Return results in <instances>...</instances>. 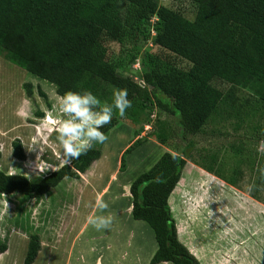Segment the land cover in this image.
I'll return each instance as SVG.
<instances>
[{"label": "trees", "instance_id": "trees-1", "mask_svg": "<svg viewBox=\"0 0 264 264\" xmlns=\"http://www.w3.org/2000/svg\"><path fill=\"white\" fill-rule=\"evenodd\" d=\"M188 1L195 7L192 21L160 6L157 0H0L2 60L52 85L56 96L90 91L103 104L111 103L116 89H127L132 107L126 116L138 118L152 106L173 118L174 127L161 129L155 140L165 146L174 136L178 143L128 187L131 218L148 226L156 245L148 264H198L178 242L167 205L185 162L190 160L185 152L190 147L188 138L215 119L237 116L231 93L234 88L247 90L264 106V0ZM151 17L155 21L148 28ZM145 29L153 33L154 46L189 67H172L161 73L143 64L138 82L120 74L122 57L106 59L103 43L121 44L124 30L140 34ZM22 88L29 98L30 84L24 83ZM121 119L114 113L112 122L101 131L107 135ZM261 137L264 143V128ZM143 142L135 139L121 152L120 171L125 157ZM100 145L94 144L86 155L34 180L0 172V195L39 199L63 179L84 175L99 159ZM10 147L14 160H25L18 139H13ZM200 168L229 186L236 183L221 178L210 167ZM3 250L0 245V252ZM39 250L38 235L29 234L21 264H32Z\"/></svg>", "mask_w": 264, "mask_h": 264}, {"label": "rangeland", "instance_id": "rangeland-1", "mask_svg": "<svg viewBox=\"0 0 264 264\" xmlns=\"http://www.w3.org/2000/svg\"><path fill=\"white\" fill-rule=\"evenodd\" d=\"M157 2L160 6L177 12L188 21H192L194 18L195 7L188 0H157ZM154 21V17L149 19L148 28ZM152 35L153 33L147 32L146 29L140 34L124 30L121 44L108 41L103 43L105 57L108 60L117 59L119 56L122 57L120 59L122 69L117 71L135 82L139 81L141 65L143 64L149 69L161 73L172 67L182 70L189 67V64L184 60L154 46L151 42ZM131 57L133 60L130 62ZM6 63L9 64L8 62ZM21 71L23 72L24 70ZM23 73V81L18 89L24 97L22 85L28 83L31 86V96L29 98L25 97L30 111L29 118H26L25 122L30 126L35 125L41 131L40 135H35L34 139V145L37 143L42 148L39 152L40 156L34 154V156L29 158L33 157L34 160H32L35 162L34 157H40V160L49 163V165L51 163V166L57 169L63 165L58 158V152L60 151L57 138L58 121L64 118L58 110L57 96L54 94L52 85L37 80L25 72ZM231 93L235 107L238 109L237 116H231L224 120L215 119L214 122L205 125L200 133L188 138L190 147L185 152L190 155V160L185 162L180 181L172 194L175 206L173 211L185 228L195 219L203 218L205 214L210 216L214 211H217L218 216L217 220L211 221V223L215 222L219 225H217L218 228H222L226 220L224 214L227 210L223 202L226 198L243 203L246 201L245 196L249 198L255 196L258 198L256 200L262 205L260 207L261 213H264V152L261 151L264 148L261 137V130L264 128V106L247 90L234 88ZM38 113L42 115L41 119L35 117ZM174 125L173 118L158 113L151 106L145 114L138 118L129 116L122 118L119 124L107 133L108 141L100 145V153L102 151L106 155L107 152L116 154L117 152H122L131 141L143 139V143L149 142L150 144L141 150L142 154H146L148 151L154 153L139 168L141 170L146 169L156 156H160L163 152H170L173 146L178 143V139L174 138V136L165 146L159 145L155 140V135L160 133L161 129L167 131ZM117 128L122 130L113 131ZM123 130L125 134H123ZM33 131H30L27 136L23 135V138H30V135H33ZM41 133L43 135L51 133L52 135L48 136V139L44 141L45 136H42ZM153 143L161 147L159 149H151L150 146ZM182 146L183 143H181ZM24 155L26 160V153ZM25 160L22 162H25ZM2 161L3 163L1 164L6 163L5 160ZM12 161L14 164L18 162L11 158V163ZM19 163L21 168L20 166L17 167L14 170L15 172L28 178L36 177L34 179L42 176L36 169L37 164ZM94 165L95 163L90 166V171ZM200 167H210L221 178H231L236 183L233 187L229 186L213 175L206 173ZM126 168L127 163L125 161L123 171ZM47 171L49 173L52 170L48 169ZM47 171L43 173L48 174ZM233 171L237 174L234 175ZM250 186H254L252 190H249ZM5 201L8 207H6ZM0 204L3 205L4 209L2 220L0 221V234L3 236V238H0V245H5L4 252L0 253V264H2L4 257L8 258L10 255H12L14 260L13 257L24 241L23 237H27L28 233L32 231L38 234L41 242L34 264H63V233L66 232L67 224L70 221L69 211L64 210L63 207V184L50 191L39 201L10 195V198H0ZM226 204L231 207L234 203L226 202ZM239 212L241 213L243 210L234 209L231 215L233 220H237L238 225L230 224L232 226L230 229L232 234L228 242H230V238L233 240L234 233L237 235L239 231L243 236H247L248 245L251 246V249L252 242L254 244L257 243L263 251L264 229L260 232L255 231L254 215L240 216ZM210 231L212 233L210 236V244L212 246L215 243L218 246L225 244V242L221 241L219 235H216L212 230H208V233ZM196 233L200 236L198 239H202L203 226ZM257 233L260 234L259 238L256 235ZM12 237H14V241H11ZM5 238L6 240L9 239L6 243L4 242ZM7 250L9 253L6 252ZM250 254L252 253L250 252ZM197 255L200 257V264H207V262L204 263L202 248H197ZM212 261L211 264L221 262L220 259H212Z\"/></svg>", "mask_w": 264, "mask_h": 264}, {"label": "crops", "instance_id": "crops-1", "mask_svg": "<svg viewBox=\"0 0 264 264\" xmlns=\"http://www.w3.org/2000/svg\"><path fill=\"white\" fill-rule=\"evenodd\" d=\"M13 66L14 65H9L0 59V172L6 175H21L14 171L20 166V163L16 162V164H14L13 161L11 163L10 143L13 139H18L20 141L23 152L26 153V160L21 163H34L38 166H51V163L50 165L49 163H45V161L40 160V157H34L36 160L35 162L33 161V157L29 158L30 156H34V154L36 156L39 155L40 150H42L37 143L34 145L35 135L39 136L41 131L38 130L35 125L30 126L25 122L26 118H29L30 111L25 97L18 89L20 83L23 81V72L25 71L22 72V69ZM38 114H36L35 117L41 119L42 115L40 114V116H38ZM32 130H34L32 133L34 136L30 135V138L24 139L23 135L27 136ZM117 130L122 129L117 128L113 131ZM123 132V134H125L124 130ZM51 135V133L48 135L42 134V136H45L44 141ZM149 144V142L141 144L125 157L127 168L123 172L118 170L117 165L121 151L116 154H109L107 152V155L101 151L99 159L95 162L91 171L89 170L86 175H80L78 179L65 178L59 182V186L63 184V207L64 210L69 211L68 214L70 217V221L67 224L68 228L66 232L63 233V264H148L156 249V245L152 232L148 226L141 221H135L131 218L128 187L137 175L148 169L159 157V155L156 156L146 169H139L148 157L154 154L152 151L142 154L141 150L146 148ZM150 147L151 149H159L161 146L153 143ZM5 155L6 157H4ZM2 160H5L6 163L1 164L3 163ZM45 174L46 173H41L40 175ZM21 176L28 180H34V178H36H28L25 175ZM177 184L167 198V205L175 222L176 238L178 242L197 260L198 264H200V257L197 255V248L203 249L204 263L207 262V264L208 262L211 264V262H213L212 259H220L221 262H218V264H264V250L262 251L257 243L254 244L252 242L251 249V246L248 245L247 236H243L239 231L237 235L234 233L233 240L230 238V242H228L232 234L230 230L232 226L230 224L238 225L237 220H233L231 217L234 209L238 208L239 210H243V212H239L240 216L254 215L256 225L255 231L260 232L264 229V213L260 211L262 205L258 200L245 196L244 198L246 201L240 203L233 199L226 198L223 201L227 210L224 214L226 224L224 223L222 228H218V224L215 222L211 223V221L217 220V211H214L210 216L205 214L203 218L195 219L185 228L182 226V223L179 222L178 217L175 216L173 211L175 206L172 200V194ZM57 186L49 190L47 194L59 187ZM47 194L39 199L27 200L39 201ZM98 196L103 197V199L108 202L109 211L116 217L109 230L100 232L93 229L86 222L87 216L95 211L92 205ZM0 198H10V195H0ZM226 202L234 204L229 207ZM1 204L0 221L2 220V214L4 212L3 205ZM223 208L225 209L224 206ZM202 226L204 228L203 237L202 239H198L200 236L196 232ZM208 230H212L216 235H219L221 241L225 242V244L218 246L215 243L212 246L210 244V236L212 233L211 231L208 233ZM32 233L35 232L32 231L28 233V235ZM1 235L2 234H0V238H3ZM256 235L258 238L260 237L259 233ZM13 238L14 237L11 238V241H14ZM23 240L24 241L20 245L21 248H19L18 252L13 257L14 260L12 259V255H10L8 258L4 257L2 264L22 263L27 237L24 236ZM8 241L9 239H4L5 243ZM39 243L41 244L40 240ZM3 246L5 247L4 244ZM4 250L2 252H4ZM249 251L252 254H250ZM6 252H8V250ZM34 262L35 260L32 264H34ZM159 264L170 263L162 262Z\"/></svg>", "mask_w": 264, "mask_h": 264}, {"label": "clouds", "instance_id": "clouds-1", "mask_svg": "<svg viewBox=\"0 0 264 264\" xmlns=\"http://www.w3.org/2000/svg\"><path fill=\"white\" fill-rule=\"evenodd\" d=\"M57 106L64 117L58 121V158L63 165H68L86 155L94 144H105L108 136L101 129L112 122L114 113L121 118L126 117L127 110L132 107V101L128 98L127 89H116L111 103L103 104L90 91H84L82 94L68 91L62 96H57ZM36 169L39 173L48 169L56 170L54 166L48 165H36ZM253 187L250 186L249 190ZM5 205L8 207L6 201ZM92 206L95 211L87 216V224L98 232L109 230L116 217L109 211L108 202L98 196Z\"/></svg>", "mask_w": 264, "mask_h": 264}]
</instances>
